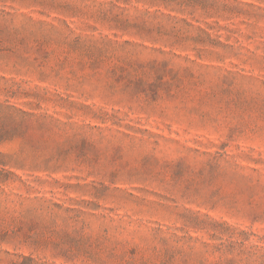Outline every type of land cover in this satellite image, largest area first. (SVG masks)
Returning <instances> with one entry per match:
<instances>
[{
	"label": "rangeland",
	"instance_id": "1",
	"mask_svg": "<svg viewBox=\"0 0 264 264\" xmlns=\"http://www.w3.org/2000/svg\"><path fill=\"white\" fill-rule=\"evenodd\" d=\"M0 264H264V0H0Z\"/></svg>",
	"mask_w": 264,
	"mask_h": 264
}]
</instances>
